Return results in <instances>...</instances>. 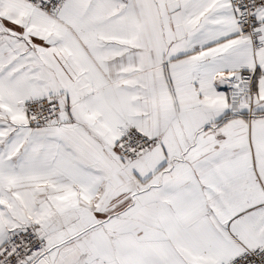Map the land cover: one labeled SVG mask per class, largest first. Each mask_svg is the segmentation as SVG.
Listing matches in <instances>:
<instances>
[{
    "label": "snow or ice",
    "instance_id": "1",
    "mask_svg": "<svg viewBox=\"0 0 264 264\" xmlns=\"http://www.w3.org/2000/svg\"><path fill=\"white\" fill-rule=\"evenodd\" d=\"M0 264H264V0H0Z\"/></svg>",
    "mask_w": 264,
    "mask_h": 264
}]
</instances>
